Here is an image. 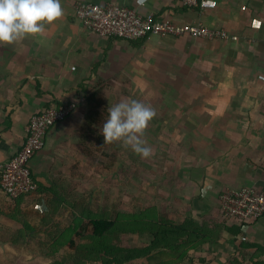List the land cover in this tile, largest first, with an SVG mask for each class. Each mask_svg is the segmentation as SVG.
Here are the masks:
<instances>
[{"label": "crops", "instance_id": "1", "mask_svg": "<svg viewBox=\"0 0 264 264\" xmlns=\"http://www.w3.org/2000/svg\"><path fill=\"white\" fill-rule=\"evenodd\" d=\"M216 1L215 9L199 10L176 0H61L64 15L45 25L42 34L0 45V166L23 146L34 114L73 102L75 110L48 131L44 148L30 162L39 190L59 186V173L82 155L86 96L102 89L105 121L109 108L131 99L156 111L142 137L152 149L143 162L152 178L153 205L161 211L173 203L181 212L174 215L179 221L223 222L218 210L223 191L264 190V0ZM80 2L202 24L235 39L102 38L76 19L74 7ZM43 191L32 198L40 203ZM2 196L0 191V202ZM32 198L19 201V207H29ZM7 218L12 230L23 228ZM40 218L27 219L30 227L41 229ZM240 240L264 248V217L245 234L223 233L220 242L205 245L204 252L217 254L209 264H227L238 254Z\"/></svg>", "mask_w": 264, "mask_h": 264}, {"label": "rangeland", "instance_id": "2", "mask_svg": "<svg viewBox=\"0 0 264 264\" xmlns=\"http://www.w3.org/2000/svg\"><path fill=\"white\" fill-rule=\"evenodd\" d=\"M104 122L103 118L100 121L102 126ZM101 129H99V134H101ZM87 140L90 142L87 144L90 151L86 155H83L82 152L80 158L73 165L58 175L60 185L54 188V192L59 193L58 195L63 198V205H65L59 206L62 202L53 200L54 213L57 211L55 217H58L56 219L58 222L55 220L52 223L51 220L48 221L49 218L42 219L46 214L39 210L38 198L31 197L32 201H30L29 207L23 209L19 207L18 201L9 202L2 196L0 220L2 218L4 221H0V264H53V262L78 264L77 256L70 247H63L56 254L48 257L47 255L52 250L48 249L49 246L47 248L44 246V243L51 244L52 240L58 238L63 229L69 230V227L75 226L74 217L81 218L83 220L81 224L87 222L88 216L115 219L118 227L109 237L111 245L139 248L148 244L150 235L138 232L137 222L134 219V215L138 216L142 210L154 207L152 178L146 175L150 172H148L147 164L143 162L148 157L143 158L134 153L122 141L104 143L103 139V144L99 145L89 136ZM144 182L145 190L142 189ZM148 187L150 188L149 193L147 192ZM143 190L144 192H142ZM43 193L51 195L47 191H43ZM156 200L159 203V197H156ZM164 205L160 207L164 209L158 211L161 213L160 215L170 219L169 215L172 214V220L178 222L180 218L177 216L181 212L174 208L173 203ZM7 217L18 220L20 225L28 221L27 219L41 217V220H38V227L41 229H36L37 233L31 234L34 239H29L27 243H21L19 240L17 246H11L8 241L11 240L16 230L10 228L11 220L8 221ZM86 232H83L84 236H87ZM69 236L74 239L76 244H79L82 239L73 233H70ZM205 254L207 263L203 264H209L217 256L211 251L208 254L205 252ZM198 257H194L196 262H189V264H201L198 263ZM248 258L249 255L246 260H249ZM64 260H67L68 263H65ZM129 264L146 263L144 260H137Z\"/></svg>", "mask_w": 264, "mask_h": 264}, {"label": "trees", "instance_id": "3", "mask_svg": "<svg viewBox=\"0 0 264 264\" xmlns=\"http://www.w3.org/2000/svg\"><path fill=\"white\" fill-rule=\"evenodd\" d=\"M86 103V125L81 132L80 144L84 155L90 151L87 145L90 143L87 140L88 136L96 143L98 142L99 145L103 144V135L99 134V129L102 128L100 121L107 115V107L104 102L102 89L90 92L86 96ZM42 191L38 187L36 194ZM54 191V187L47 190L51 194H47L50 197L49 199L46 198V194H42V197L45 196L38 205L39 210L43 214L45 213L46 216H49L48 221L51 220L52 223L55 216L53 200L62 202L59 206H65L63 205V198L58 195V192ZM4 197L9 202L14 203L31 198L32 196L21 197L15 200H10L6 196ZM158 211L155 206H152V208L142 210L138 216L134 215V219L137 222V231L150 235L148 244H145L143 247L123 248L111 245L109 237L118 227L115 219L88 216L87 222L81 224L83 220L74 217L75 226L69 227V230L63 229L60 236L52 240L51 244L44 243L46 248L49 246L48 249L52 250L47 256H53L63 247H70L71 250H74L75 256H77L78 264H129L137 260H144L146 264H182L185 261L193 262L195 260L194 257L197 256H199L197 258L198 263L203 264L207 263L205 261L206 254L202 249L205 245L220 242L223 233H228L232 236L241 234L240 228L227 225L224 222L196 220L193 217H186L184 220L176 222L160 215L161 213ZM30 226L28 221L23 222V228L16 231L10 241H6L10 242L11 246H17L20 241L21 243H27L29 239H34L31 234L37 233V228ZM78 227L79 230H77ZM84 231H87V236H84ZM70 233L77 234L79 238H82L79 244H76L74 239L69 236ZM26 239L27 242H25ZM238 247V254L232 256L227 264H246L248 262V264H264V260L261 259L264 256L263 247L249 244L244 240H240ZM241 249L254 250L246 252L241 251ZM248 255L249 260H246ZM64 262L68 263L67 260H64ZM53 264L59 263L53 262Z\"/></svg>", "mask_w": 264, "mask_h": 264}, {"label": "built area", "instance_id": "4", "mask_svg": "<svg viewBox=\"0 0 264 264\" xmlns=\"http://www.w3.org/2000/svg\"><path fill=\"white\" fill-rule=\"evenodd\" d=\"M184 8L215 9L216 0H176ZM74 15L87 30L102 38L136 41L148 36L183 37L208 41L232 39L224 30H216L202 24H176L154 14H141L137 10L114 4L99 5L80 2L74 7ZM76 108L73 102L52 106L34 114L26 128V139L21 149L0 166V191L10 200L31 197L38 184L32 176L30 162L45 145L48 131L63 121ZM221 220L240 228L245 234L249 226L264 217V190L253 187L229 189L218 198Z\"/></svg>", "mask_w": 264, "mask_h": 264}, {"label": "clouds", "instance_id": "5", "mask_svg": "<svg viewBox=\"0 0 264 264\" xmlns=\"http://www.w3.org/2000/svg\"><path fill=\"white\" fill-rule=\"evenodd\" d=\"M63 15L61 0H0V45L42 34L45 25ZM155 116L153 107L135 99L114 104L101 129L104 143L122 141L134 153L149 157L152 149L145 146L142 137Z\"/></svg>", "mask_w": 264, "mask_h": 264}]
</instances>
